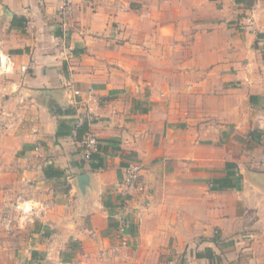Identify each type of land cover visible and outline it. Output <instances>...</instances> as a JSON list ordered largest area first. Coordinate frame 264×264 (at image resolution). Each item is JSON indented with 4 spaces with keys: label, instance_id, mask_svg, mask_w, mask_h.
Wrapping results in <instances>:
<instances>
[{
    "label": "crops",
    "instance_id": "0c3cea01",
    "mask_svg": "<svg viewBox=\"0 0 264 264\" xmlns=\"http://www.w3.org/2000/svg\"><path fill=\"white\" fill-rule=\"evenodd\" d=\"M59 6L0 0V264H264V0Z\"/></svg>",
    "mask_w": 264,
    "mask_h": 264
},
{
    "label": "built area",
    "instance_id": "2783aa9c",
    "mask_svg": "<svg viewBox=\"0 0 264 264\" xmlns=\"http://www.w3.org/2000/svg\"><path fill=\"white\" fill-rule=\"evenodd\" d=\"M95 0H60V6L57 11L58 16L60 17V24L64 28L69 21L73 7L76 3L84 7H90L93 5ZM20 71L21 73L27 72V67L25 65L16 66L12 58L6 54L0 46V76H9L14 74L15 71ZM75 95H78V92H74ZM83 149H84V160L88 163L91 162V155L98 152V142L96 138L88 134L83 140ZM141 173V166L133 164L128 166L122 176V193L128 195L131 191H140L141 186L139 184V178ZM18 218L17 224L25 225L35 218L33 214V209L29 205H22L17 207ZM10 224V222H9Z\"/></svg>",
    "mask_w": 264,
    "mask_h": 264
},
{
    "label": "trees",
    "instance_id": "16d2710c",
    "mask_svg": "<svg viewBox=\"0 0 264 264\" xmlns=\"http://www.w3.org/2000/svg\"><path fill=\"white\" fill-rule=\"evenodd\" d=\"M12 27V25H11ZM24 25L21 26V29L23 30ZM103 167V160L102 158L98 155V153H94L91 155V168L93 170H97Z\"/></svg>",
    "mask_w": 264,
    "mask_h": 264
},
{
    "label": "water",
    "instance_id": "95a60500",
    "mask_svg": "<svg viewBox=\"0 0 264 264\" xmlns=\"http://www.w3.org/2000/svg\"><path fill=\"white\" fill-rule=\"evenodd\" d=\"M87 179V177L86 176H82L81 178H79V181L81 180V181H85Z\"/></svg>",
    "mask_w": 264,
    "mask_h": 264
},
{
    "label": "rangeland",
    "instance_id": "374dc122",
    "mask_svg": "<svg viewBox=\"0 0 264 264\" xmlns=\"http://www.w3.org/2000/svg\"><path fill=\"white\" fill-rule=\"evenodd\" d=\"M4 77H7V76H0V79H3Z\"/></svg>",
    "mask_w": 264,
    "mask_h": 264
}]
</instances>
